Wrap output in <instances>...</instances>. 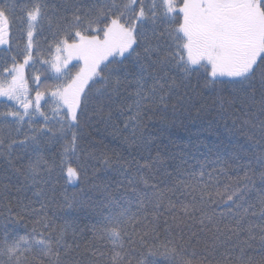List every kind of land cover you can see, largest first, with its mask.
Returning <instances> with one entry per match:
<instances>
[{
    "label": "snow or ice",
    "instance_id": "snow-or-ice-1",
    "mask_svg": "<svg viewBox=\"0 0 264 264\" xmlns=\"http://www.w3.org/2000/svg\"><path fill=\"white\" fill-rule=\"evenodd\" d=\"M16 7L0 3V47L11 51L17 21L27 38L22 62L13 55L0 66V165L24 195L14 215L5 205L0 264H264V0H65L46 48L34 36L44 20L53 27L49 5L35 0L24 16ZM36 63L52 83L36 75L32 89L26 70ZM195 104L235 117L234 128L239 121L246 164L238 153L231 162L217 154L209 171L207 155L193 164L162 149L149 121ZM96 124L116 147L89 139ZM53 144L62 151L49 160ZM234 164L242 176H228ZM61 179L79 188L62 192L68 208H107L93 236L111 254L69 243L72 226L49 214L63 207ZM25 218L31 233L15 235L10 224Z\"/></svg>",
    "mask_w": 264,
    "mask_h": 264
},
{
    "label": "trees",
    "instance_id": "trees-1",
    "mask_svg": "<svg viewBox=\"0 0 264 264\" xmlns=\"http://www.w3.org/2000/svg\"><path fill=\"white\" fill-rule=\"evenodd\" d=\"M12 3L16 4V14L17 16H24L25 13L22 11L23 8L31 7L35 0H0V3ZM45 3L49 5L48 16L52 20L53 27L49 28L48 20H44L40 27L37 29L34 39L38 41L41 47L46 48L49 43L52 42V32L55 31V23L57 17L61 14L60 11L55 9L60 8L65 3V0H44ZM86 2V0H85ZM26 19V17H25ZM12 44L11 51H7V46L0 47V66L3 65L4 61H11L13 55H17L22 62V53L24 45L26 43V24L23 29H21L20 22L17 21L12 30ZM47 65L36 63L34 67H30L26 70V77L30 81V87L35 89L37 85L31 83L32 79L36 75L41 76V81H47L52 83L50 79L44 74V70ZM51 74L49 73L48 76ZM35 92H32L34 97ZM4 98H0L3 101ZM8 105H12V102L6 101ZM42 103H44L42 101ZM4 103H0V112L5 111ZM45 110L49 113L51 112V106L45 105ZM235 117H227L226 119H221L217 115L215 109H210L207 112L201 111L199 104H195L187 108H178L176 112H172L169 109L167 114V120L161 122L157 117L156 119L149 121L150 129L153 134L158 137V143L161 144L162 149L167 146V150L172 153H177L181 155H187L191 163L196 164L197 161H204V156L207 155L208 170L211 171V161L215 160L217 154L222 156L223 159L231 162L234 154L238 153L242 160L239 162L241 164H246L247 160L251 157V150L249 149V141L246 140L243 131L239 128V121H237V126L233 127V119ZM4 119L0 117V120ZM10 119V118H9ZM37 120L42 122V118L37 116ZM24 132L29 131L25 126ZM110 129H105L102 124H96L94 127L86 130L89 139L94 141H103V144L108 146V149L117 146V141L113 140L110 135ZM15 135V133H13ZM21 138H23L21 136ZM97 148L102 147L101 144L97 143L95 145ZM242 146V147H241ZM209 149L212 152H209ZM248 150V151H245ZM62 151L60 144H53L44 149L46 157L51 160L53 157L58 159L60 152ZM234 170L228 172V176L235 178L237 171L242 176L243 171L236 168L233 165ZM216 175V173H213ZM11 176V188L8 194V200L0 203V223H5L7 221L8 211L5 207L6 204L11 203L13 208V215L18 210V197H23V193L17 191L18 180L16 176L9 170L6 171L5 167L0 165V182L7 183L5 177ZM58 178V170L53 172L52 179L56 180ZM222 182H227L225 178L221 177ZM259 181L257 180V183ZM62 186V187H61ZM161 187H164L161 184ZM70 198L73 193H79V188L72 184H64L63 179L57 185V192L55 198L60 205L52 206L49 209V214L55 213L56 216L66 219L67 222L72 226L68 233V242L73 241L79 243L81 247L89 246L95 243L98 247H102L104 250L111 254L112 245L106 241L101 245L99 241L94 240V228H98L103 220V216L107 214V208L101 206L99 203H90V205L85 207H74L68 208L64 200V195ZM30 196L31 193H28ZM25 203L27 201L25 200ZM38 207V205H35ZM131 211H136V205L131 206ZM256 219V218H253ZM163 217L161 218V223ZM33 228V223L27 218L23 220H18L10 224V230L17 236H24L31 233ZM131 231V229H129ZM258 246V241L254 242ZM252 252V250H249ZM259 259V256H256Z\"/></svg>",
    "mask_w": 264,
    "mask_h": 264
}]
</instances>
